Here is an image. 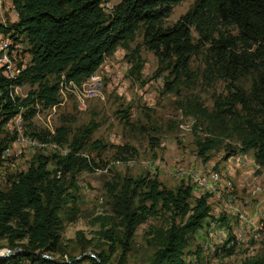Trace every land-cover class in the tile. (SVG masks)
<instances>
[{
    "label": "rangeland",
    "instance_id": "obj_1",
    "mask_svg": "<svg viewBox=\"0 0 264 264\" xmlns=\"http://www.w3.org/2000/svg\"><path fill=\"white\" fill-rule=\"evenodd\" d=\"M118 1L103 0L102 6L108 12ZM193 1L176 3L162 25L174 23ZM9 4V0H0V20L6 25L17 18ZM10 39L12 46H18L15 63L28 64L26 40L22 36L17 42ZM0 51L3 58H11V48L1 47ZM93 74L97 82L88 77L80 83L61 78L59 103L35 105L34 114L26 117L24 111L27 114L32 106L24 99L36 84L14 86L13 96L22 106L17 120L6 123L5 133L0 134L8 137L16 133L0 156V189L7 188L40 153L52 157L76 150L92 166V170L74 173L72 191L78 210L73 220L66 208L61 212L60 248L54 257L68 260L103 251L110 264H117L124 245L115 234L123 227L109 184L116 183L119 189L126 177H152L170 188L190 185L192 203L195 197L209 193L211 216L189 234L184 264H254L264 260V167L256 164L252 149L241 152L231 119L215 113V99L227 93L229 82L211 75L201 55L191 57L185 72L164 68L143 43L140 29L133 39L106 55ZM238 84L249 89L251 79L243 78ZM199 107L206 108L210 117L203 116ZM58 127L67 130L61 142L52 140ZM23 138L30 140L25 143ZM47 167L55 169L54 158ZM207 170L213 177L208 178V184L197 177ZM173 221L179 222L180 217L161 208L147 216L128 243L125 263L148 264L158 247L156 232ZM107 229H112L108 232L111 240L103 236ZM9 251L7 239L0 238V255Z\"/></svg>",
    "mask_w": 264,
    "mask_h": 264
},
{
    "label": "trees",
    "instance_id": "obj_2",
    "mask_svg": "<svg viewBox=\"0 0 264 264\" xmlns=\"http://www.w3.org/2000/svg\"><path fill=\"white\" fill-rule=\"evenodd\" d=\"M179 1L119 0L106 12L103 0H9L17 18L7 25L0 22V33L9 34L15 42L22 36L30 60L13 79L0 67V134L22 106L13 96L14 86L36 84L24 99L32 107L23 115L32 116L35 105L59 103L62 79L80 83L140 29L143 43L164 68L185 72L191 57L201 55L211 75L229 82L227 93L215 99V113L231 119L241 152L252 149L256 164L264 167V0H194L174 23L163 26ZM246 77L251 79L249 89L238 84ZM198 109L210 117L206 108ZM66 134L65 127H58L52 140L61 142ZM15 137V132L0 137V156ZM77 152L52 157L40 153L7 188L0 189V238H6L12 250L0 255V264H110L103 251L68 260L54 257L60 248L61 212L66 208L73 220L78 210L72 191L74 173L92 170L87 158ZM52 158L56 167L50 170L47 164ZM192 190L186 183L166 187L152 177H126L119 189L116 183L109 184L123 227L115 234L124 245L117 264H126L128 243L137 226L159 208L174 218L179 216L180 221L156 232L158 247L148 264H184L189 234L211 216L209 193L192 203ZM110 231H103V236L111 240ZM254 264H264V260Z\"/></svg>",
    "mask_w": 264,
    "mask_h": 264
},
{
    "label": "built area",
    "instance_id": "obj_3",
    "mask_svg": "<svg viewBox=\"0 0 264 264\" xmlns=\"http://www.w3.org/2000/svg\"><path fill=\"white\" fill-rule=\"evenodd\" d=\"M12 12H13V10H12ZM0 22H3V21L0 20ZM10 38H11V36L9 34H1L0 33V41H3V49L4 48H11V58H3V51H0V62L3 63V71H1V72L6 77H10L11 79H13L20 74V72L24 68L25 64H21V65L19 64L18 65L15 63L16 55H17V51H18V49H17L18 46H10ZM93 73L88 76V80H92L94 82L95 81L97 82L98 79H97L96 75H94ZM78 96L80 97L79 94H78ZM18 115H19V113H17L12 119H10V121L17 120L16 117ZM23 140L24 141H22V142L26 143L30 140V138H23ZM6 149L3 152H6L7 151ZM197 177L203 178L206 183H208V178H213L209 170H207L206 173H204L203 175L197 176ZM239 217L245 219V217H243L241 215H239Z\"/></svg>",
    "mask_w": 264,
    "mask_h": 264
},
{
    "label": "bare ground",
    "instance_id": "obj_4",
    "mask_svg": "<svg viewBox=\"0 0 264 264\" xmlns=\"http://www.w3.org/2000/svg\"><path fill=\"white\" fill-rule=\"evenodd\" d=\"M9 7L12 8L11 6H9ZM1 47H3V41H0V48H1ZM2 64H3V63H2ZM7 78H10V77H7ZM10 79H11V78H10ZM207 184H208V183H207ZM210 186H211V185H210ZM200 188H201V187H200ZM236 209L238 210V211H237L238 214L241 215V216H243V214L240 213L239 209H238V208H236ZM5 252H6V251H5Z\"/></svg>",
    "mask_w": 264,
    "mask_h": 264
},
{
    "label": "crops",
    "instance_id": "obj_5",
    "mask_svg": "<svg viewBox=\"0 0 264 264\" xmlns=\"http://www.w3.org/2000/svg\"><path fill=\"white\" fill-rule=\"evenodd\" d=\"M8 1V0H7ZM8 7L9 6H11L12 7V5H11V3L9 4V5H7ZM8 7H7V9H8ZM13 8V7H12ZM14 9V8H13ZM9 10V9H8ZM15 10V9H14ZM10 11H12V10H10ZM15 17H16V15H15ZM15 20H16V18H15Z\"/></svg>",
    "mask_w": 264,
    "mask_h": 264
},
{
    "label": "water",
    "instance_id": "obj_6",
    "mask_svg": "<svg viewBox=\"0 0 264 264\" xmlns=\"http://www.w3.org/2000/svg\"><path fill=\"white\" fill-rule=\"evenodd\" d=\"M13 251H16V249L15 250H13ZM12 252V250L11 251H9L7 254H9V253H11Z\"/></svg>",
    "mask_w": 264,
    "mask_h": 264
}]
</instances>
